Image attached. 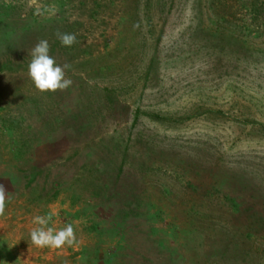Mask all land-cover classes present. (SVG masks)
Segmentation results:
<instances>
[{
  "label": "rangeland",
  "instance_id": "rangeland-1",
  "mask_svg": "<svg viewBox=\"0 0 264 264\" xmlns=\"http://www.w3.org/2000/svg\"><path fill=\"white\" fill-rule=\"evenodd\" d=\"M0 185V264H264V0H0Z\"/></svg>",
  "mask_w": 264,
  "mask_h": 264
},
{
  "label": "clouds",
  "instance_id": "clouds-1",
  "mask_svg": "<svg viewBox=\"0 0 264 264\" xmlns=\"http://www.w3.org/2000/svg\"><path fill=\"white\" fill-rule=\"evenodd\" d=\"M62 46L71 47L76 42V36L69 33H57ZM49 44L46 40L39 41L31 50L30 63L28 64V76L32 80L35 88L40 92L63 91L71 86V79L66 78L68 64L59 65L55 59L49 55ZM6 193L0 185V214L5 211ZM51 216H36L33 223L36 225L30 232L32 245L37 248L60 249L64 245H73L75 242L74 228L72 224L56 230L50 226Z\"/></svg>",
  "mask_w": 264,
  "mask_h": 264
}]
</instances>
